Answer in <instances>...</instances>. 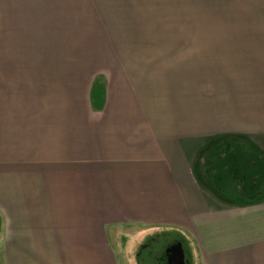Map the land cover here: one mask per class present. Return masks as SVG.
Here are the masks:
<instances>
[{
    "label": "crops",
    "instance_id": "crops-1",
    "mask_svg": "<svg viewBox=\"0 0 264 264\" xmlns=\"http://www.w3.org/2000/svg\"><path fill=\"white\" fill-rule=\"evenodd\" d=\"M83 4L0 0V92L33 62L64 89L0 104V264H136L159 228L197 264H264V0ZM65 38L103 41L88 88Z\"/></svg>",
    "mask_w": 264,
    "mask_h": 264
},
{
    "label": "rangeland",
    "instance_id": "rangeland-1",
    "mask_svg": "<svg viewBox=\"0 0 264 264\" xmlns=\"http://www.w3.org/2000/svg\"><path fill=\"white\" fill-rule=\"evenodd\" d=\"M68 0H65L67 5ZM85 0H82V7L84 6ZM68 9H72V7H67ZM51 9V8H50ZM35 33V32H33ZM37 34V32H36ZM54 38H57L54 32H51ZM32 39L31 42L40 43L38 38ZM90 40V41H89ZM83 39L80 47L73 48L71 46V39L65 38L63 41V46H59L58 53L62 54H73V50H75V54H81V61L77 64V67H69L63 68L64 70L71 71L72 69L79 70L81 72V89L83 90L84 87L88 88L89 80L83 77H87V74L91 72L94 68H101L104 66V46H98L97 40L91 39ZM18 42L22 41L20 39L17 40ZM55 40H49V43ZM57 42H54L55 44ZM52 44V45H53ZM34 45V44H33ZM52 48L49 47V50ZM32 50H36L34 47ZM40 51V49H39ZM54 53V51L49 52ZM30 58H40V57H30ZM73 64V63H68ZM80 64V65H79ZM24 65V68H20ZM63 65V64H60ZM66 66V64H64ZM3 67V64H0V70ZM16 72H24L19 73L17 76L24 75L26 78H18V81H22L25 86V89H21L20 93H16L14 95L4 94L0 92V104H8V103H32L34 102H46L48 104L51 103H60L63 100L64 89L63 84L60 80V84H57V79L49 78L47 79L46 84L43 82L46 79H43L44 72L48 71L49 74L51 72L57 71L54 63H49L47 66L45 64H41L39 62L33 63H17L16 65ZM43 72V73H42ZM1 74V73H0ZM47 74V73H46ZM42 76V77H41ZM86 79V80H85ZM3 78H0V85L3 86ZM88 83V84H87ZM36 92L37 94H34ZM41 97V98H40ZM6 143H1V155H3L4 150H6V154H8V147L5 145ZM136 240H132L131 248L134 251L133 255L137 254L136 264H168V251L174 246L177 245L176 243H180L183 245V250L185 251V260L187 264H197L196 260L194 259L195 255L192 254V249L190 246V242L188 237H186L181 231L171 228H159L158 230L154 231L153 233L147 234L144 239L140 243H137ZM137 243V244H136Z\"/></svg>",
    "mask_w": 264,
    "mask_h": 264
},
{
    "label": "water",
    "instance_id": "water-1",
    "mask_svg": "<svg viewBox=\"0 0 264 264\" xmlns=\"http://www.w3.org/2000/svg\"><path fill=\"white\" fill-rule=\"evenodd\" d=\"M172 249L176 250V254L168 257V264H186L185 252L181 244L173 246L170 250ZM170 250L168 251V253L170 252Z\"/></svg>",
    "mask_w": 264,
    "mask_h": 264
},
{
    "label": "flooded vegetation",
    "instance_id": "flooded-vegetation-1",
    "mask_svg": "<svg viewBox=\"0 0 264 264\" xmlns=\"http://www.w3.org/2000/svg\"><path fill=\"white\" fill-rule=\"evenodd\" d=\"M175 254H176V250L172 249V250H170V252L168 253V257H171V256H173V255H175Z\"/></svg>",
    "mask_w": 264,
    "mask_h": 264
}]
</instances>
